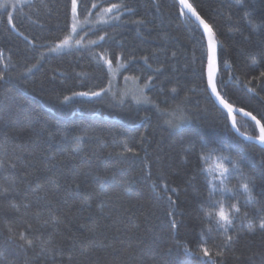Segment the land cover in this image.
Masks as SVG:
<instances>
[{
	"label": "trees",
	"instance_id": "1",
	"mask_svg": "<svg viewBox=\"0 0 264 264\" xmlns=\"http://www.w3.org/2000/svg\"><path fill=\"white\" fill-rule=\"evenodd\" d=\"M188 1L215 32L221 96L264 123V28L252 31L264 25V0ZM78 3L81 19L106 14L86 37L104 39L58 54L49 51L71 33L72 0H32L11 23L0 12V264H205L201 246L216 264H264V232L247 231L264 204V149L211 96L205 31L178 0ZM112 4L124 7L106 13ZM120 58L123 75L151 79L152 105L73 95L107 89L104 61ZM235 116L242 133L258 135ZM245 182L258 203H246ZM215 200L241 208L228 247L218 216L207 215Z\"/></svg>",
	"mask_w": 264,
	"mask_h": 264
},
{
	"label": "snow or ice",
	"instance_id": "2",
	"mask_svg": "<svg viewBox=\"0 0 264 264\" xmlns=\"http://www.w3.org/2000/svg\"><path fill=\"white\" fill-rule=\"evenodd\" d=\"M239 2V0H238ZM179 4L182 5L183 7H181L179 9V12L181 15L185 14V9L187 10L188 13H191L193 16L196 17V19L200 22L201 25H203L204 31L207 34V53H206V71H207V84L210 86L211 91L213 94H215V96L217 97V99L219 100V102L223 105V107L227 110L228 113V117H230V121H231V127L235 128L237 132H239V128L237 127V120H236V116L233 115L234 112L236 113H243L244 116L246 117H250V119L252 121L255 122V125L258 127V135H247L245 136L246 140L249 141H256L261 145H264V123H261L260 119H257V117L255 115H253V113L251 111H245L243 108H234L232 104H230L227 100L224 99L223 96H221L220 92L217 91V82H216V72H217V42H216V35L215 32L213 31L212 27L200 16V14L196 11V9L193 7V5L191 3L188 2V0H179ZM93 7H96L95 4L92 5ZM5 7H7V5H5ZM13 7H15L13 5ZM124 7V5L122 4H112L110 7L106 8L104 11L106 13H111L113 11V9H116L117 11H119L120 8ZM71 10H72V14H73V25H72V29L73 31H75L76 29V24H75V20H76V11H77V0H72V6H71ZM129 10L130 9H126ZM114 19H118L119 16H115L113 17ZM9 23L12 22V17L9 16L8 17ZM137 23H142L143 21H136ZM13 27H15V25L13 24ZM261 28H264V25H259V26H253L252 31H258ZM104 37L101 36L100 40H103ZM77 43H79V41H77ZM93 43H95V41H93ZM68 44V40L65 39L60 45H58L57 47H64L65 45ZM55 50V49H53ZM145 60V62H147V57L143 58ZM106 63L111 66V60L106 61ZM157 71H160L159 69H157ZM261 77H264V72L260 73ZM5 79L4 75H0V81H3ZM127 79V78H126ZM151 84V79H149L146 84L145 87L150 86ZM173 92L176 91L175 88L172 89ZM103 90L99 91V92H79V93H73V95H80V96H88L91 95L93 97H97L100 96L102 94ZM65 101H68L71 99V97L66 96ZM241 135H244L243 133H241ZM82 138H78V142L79 140H81ZM0 147H2V145H0ZM128 152H132L133 149L132 148H127V146H125ZM206 148L205 146H201V151H205ZM204 159V157L200 154H198V161ZM5 165V161L4 159L0 158V168H3ZM14 167V165H13ZM236 167L238 168L239 166L236 165ZM242 172V170H241ZM228 175H229V169L224 168L222 170L221 176H220V180L221 183H224L225 180L228 179ZM249 182L252 181V178L249 177ZM249 182H245L243 183L241 186L244 190L245 193H247V197H246V203L249 204H255L258 203V201H256L255 196L252 194L253 193V189L250 188L249 186ZM37 188L40 187V185L36 186ZM77 187H79L77 185ZM216 185L213 184V190H215ZM34 191L36 189H33ZM7 192V189L0 191V196L5 195V193ZM209 198L213 197V191H209ZM169 199H171L169 197ZM238 203V201H237ZM237 203H231L228 205V210L226 211L225 209V205L223 203L222 200H215L214 204L216 206V211H209L207 213V215L210 218L216 217L218 216V223L219 226L223 229V237H224V241H223V246L228 247L231 246L234 237L235 238H239L240 233L237 232L235 230V224L234 221L237 220L239 218V215L241 213V208L237 206ZM256 213H257V218L255 220V222H250L248 224V228L247 231L249 233H255L256 231H260V232H264V204H261L259 207L256 208ZM243 217L244 218H248L249 217V212L248 211H244L243 212ZM173 226L175 227V221H173ZM229 229H232L233 232L232 234H229ZM18 235V239L20 241L24 242V245L27 247H34V241L32 239H29L24 233H15V232H11L10 230V239H16ZM206 241H202V244H205ZM185 251L186 252H190V249H188L187 247H185ZM199 253L202 254L203 257L206 258L205 264H208L209 261H211V264H216V261L214 259V254L212 251H210V249L206 246H201L199 249ZM223 253L220 251L215 252V256H221ZM69 260H71V257H69Z\"/></svg>",
	"mask_w": 264,
	"mask_h": 264
},
{
	"label": "rangeland",
	"instance_id": "3",
	"mask_svg": "<svg viewBox=\"0 0 264 264\" xmlns=\"http://www.w3.org/2000/svg\"><path fill=\"white\" fill-rule=\"evenodd\" d=\"M30 1L32 0H0V12L7 11L10 13V16H12L18 6L26 4ZM5 5H7V7H5ZM13 5L15 7H13ZM106 22L107 17L105 13H97L85 19H81L79 15V3L77 0L75 31H73L71 26V33L67 38L68 44L64 47L58 48L57 46L62 42L58 43L53 46L49 52L51 54H58L78 48H84L87 45L92 44L93 41H95V43L100 42L101 40L90 41L86 37L88 32L91 31V27L95 28ZM73 23L74 21L72 20V25ZM77 41H79V43H77ZM106 61H108V59L104 61V64L109 69L111 75V84L107 89L103 90V92H112L114 95L120 96L123 100L130 99L139 104L152 105V102L147 93L148 89L151 87V84L150 86L145 87L146 82L143 83L139 78L129 75H123L125 65L122 63L121 58L117 63L111 60V66H109ZM87 97L93 96L88 95Z\"/></svg>",
	"mask_w": 264,
	"mask_h": 264
},
{
	"label": "water",
	"instance_id": "4",
	"mask_svg": "<svg viewBox=\"0 0 264 264\" xmlns=\"http://www.w3.org/2000/svg\"><path fill=\"white\" fill-rule=\"evenodd\" d=\"M179 1V0H178ZM189 2V1H188ZM181 7H183L182 5H181ZM185 12L187 13V15L189 16V17H191L192 19H194L200 26H201V28L204 30V28H203V25H201L200 24V22L196 19V17L195 16H193L191 13H188L187 12V10L185 9ZM207 35V34H206ZM216 42H217V39H216ZM217 65H218V44H217ZM217 70H218V67H217ZM216 82H217V72H216ZM209 86V85H208ZM209 91H210V94H211V96L216 100V102L225 110V112H227V110L223 107V105L219 102V100L217 99V97L215 96V94H213L212 93V91H211V88H210V86H209ZM217 91H219L218 90V86H217ZM228 114V113H227ZM235 114H239V115H242V116H244V114L243 113H236V112H234L233 113V115H235ZM246 117V116H245ZM230 118V117H229ZM246 118H248V119H250V117H246ZM251 120V119H250ZM252 121V120H251ZM253 123H255L254 121H252ZM230 123H231V121H230ZM238 127V126H237ZM234 129V131L241 137V138H243V139H245V136H247V135H245L244 133V135H241V131L239 130V132H237L236 131V129L235 128H233ZM246 140V139H245ZM246 141H248V142H251V143H254V144H256V145H258V146H260V147H262L263 149H264V145H261V144H259L258 142H256V141H249V140H246Z\"/></svg>",
	"mask_w": 264,
	"mask_h": 264
}]
</instances>
